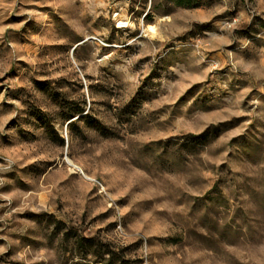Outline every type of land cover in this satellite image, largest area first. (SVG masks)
<instances>
[{"label":"rangeland","instance_id":"374dc122","mask_svg":"<svg viewBox=\"0 0 264 264\" xmlns=\"http://www.w3.org/2000/svg\"><path fill=\"white\" fill-rule=\"evenodd\" d=\"M183 1L0 0V264H264V0Z\"/></svg>","mask_w":264,"mask_h":264},{"label":"trees","instance_id":"16d2710c","mask_svg":"<svg viewBox=\"0 0 264 264\" xmlns=\"http://www.w3.org/2000/svg\"><path fill=\"white\" fill-rule=\"evenodd\" d=\"M176 2L178 3V4H186V5H188V6H197V3H184V1L183 0H176Z\"/></svg>","mask_w":264,"mask_h":264},{"label":"bare ground","instance_id":"6f19581e","mask_svg":"<svg viewBox=\"0 0 264 264\" xmlns=\"http://www.w3.org/2000/svg\"><path fill=\"white\" fill-rule=\"evenodd\" d=\"M120 24H123V26H125L126 24L124 22H119ZM148 31L153 32L154 28L152 26H148Z\"/></svg>","mask_w":264,"mask_h":264},{"label":"crops","instance_id":"0c3cea01","mask_svg":"<svg viewBox=\"0 0 264 264\" xmlns=\"http://www.w3.org/2000/svg\"><path fill=\"white\" fill-rule=\"evenodd\" d=\"M262 62H263L262 64H263V68H264V60Z\"/></svg>","mask_w":264,"mask_h":264}]
</instances>
